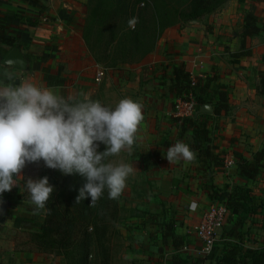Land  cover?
<instances>
[{
	"label": "crops",
	"instance_id": "0c3cea01",
	"mask_svg": "<svg viewBox=\"0 0 264 264\" xmlns=\"http://www.w3.org/2000/svg\"><path fill=\"white\" fill-rule=\"evenodd\" d=\"M84 4L85 0H0V26L7 27V37L15 39L28 62V71H18L19 79L14 83L28 80L48 87L43 78L52 75L66 78L65 85L52 87L65 97L97 96L102 84L104 92L109 93L114 90L110 89L111 83L114 88L130 92L133 100L143 104L142 112L147 110L136 139L139 151L149 156L150 167L154 170L153 193L171 205L168 219L175 222L174 234L179 241L184 242V233L191 236L190 241L195 240L193 230L201 214L218 203L210 198L209 186L224 190L243 185L237 163L240 160L251 163L254 154L264 149V95L260 94L258 78V73L264 72V27L261 28L264 26V0H229L219 11L196 22L165 30L155 49L140 65L108 70L100 86L91 81L93 90L87 88L84 80L85 71L93 63L81 38ZM257 13L261 14L262 23ZM248 14L257 19V27L262 31L243 38L244 18ZM243 41L250 55L236 58L234 55L240 52ZM179 66L192 75L196 84L202 86L214 77L216 84L227 91L228 110L218 116L210 115L208 120L209 137L217 148L214 152L224 159L223 167L212 173L201 171L196 158L191 162L182 160L170 164L165 157L167 149L178 140L188 145L192 140L191 131L180 134L171 120L177 98L169 91L168 78L172 69ZM94 69L95 65L91 78ZM0 71H3L1 64ZM131 80H134L132 84ZM130 86L133 91L129 90ZM193 203L195 210L190 207ZM9 229L7 224L0 226L1 264H65L60 256L16 249L14 241L7 237ZM219 233L218 244L207 256L194 258L193 254L185 255L180 249L173 250L171 245L164 248L161 242H147L141 247L133 243L128 251L124 246L123 252L129 254L118 255L114 264H170L177 254L188 261L196 260L197 264H216L222 250V231ZM246 233L243 248H264L260 231L258 236L251 230ZM256 237L257 242L254 241ZM188 243L190 245L183 247L200 250L196 240L194 244ZM160 248L165 253L158 251Z\"/></svg>",
	"mask_w": 264,
	"mask_h": 264
},
{
	"label": "trees",
	"instance_id": "16d2710c",
	"mask_svg": "<svg viewBox=\"0 0 264 264\" xmlns=\"http://www.w3.org/2000/svg\"><path fill=\"white\" fill-rule=\"evenodd\" d=\"M227 1L229 0H87L81 38L97 65L103 64L111 70L137 65L152 53L165 30L196 22L219 11ZM133 17L138 18L134 30L128 24ZM243 29V38L262 31L257 27V19L252 14L244 18ZM6 31L7 27L0 26V64L8 52L17 47L15 39L7 37ZM249 55L243 41L240 52L234 57ZM262 62L264 63V55ZM258 78L260 94L264 95V72H259ZM43 80L48 87H61L64 84V80L52 75H45ZM168 80L169 91L175 98L191 99L197 108L210 105L215 116L228 110L226 88L216 84V78L213 77L202 86L196 82L191 86L189 74L184 72L183 66H179L172 69ZM209 119L210 115H199L196 119H172L180 134L191 131L189 146L197 153L200 170L207 174L221 169L224 164L223 157L214 152L217 148L209 137ZM261 169H264V149L254 154L251 163L244 160L237 163L238 175L244 181L243 185L226 187L224 190L209 186L210 198L223 204L227 210L221 230L222 250L216 264H264V248H243L244 228L250 225L254 216L263 213L261 205L255 204L250 188L260 176ZM47 177L55 189L47 202L51 214H46L43 210L40 214H34L35 207H32L33 218L11 211L8 221L12 222L13 229L31 233L30 241L34 246L32 252L60 256L67 264H87L88 247L96 243L98 248H102V239L106 235L107 223L102 218L103 210L106 207L116 210V200L109 199L105 189L95 206H89L90 196L76 204L79 189L86 182L84 177L79 174L69 175L61 183H56V173L50 168L47 170ZM3 196L8 199V195ZM76 226L75 231L73 228ZM89 226L91 233H87ZM80 229H83L82 233L79 232ZM165 238L170 240L173 250H178L181 241L174 234L171 225L167 226ZM103 258L107 260L105 252ZM170 264H197V261H188L176 255Z\"/></svg>",
	"mask_w": 264,
	"mask_h": 264
},
{
	"label": "clouds",
	"instance_id": "9594fccd",
	"mask_svg": "<svg viewBox=\"0 0 264 264\" xmlns=\"http://www.w3.org/2000/svg\"><path fill=\"white\" fill-rule=\"evenodd\" d=\"M138 18L129 19L135 28ZM19 79L15 61L9 60L0 71V193L11 191L14 177L21 176L29 163L41 160L50 169L64 175L79 174L86 182L79 189L76 204L91 197V206L108 192L118 199L135 168L127 163L106 162L110 156L131 148L144 120L143 104L124 98L112 108L88 96L78 99L60 95L54 88ZM105 145L99 151L100 144ZM197 153L183 141H177L166 152L170 164L191 162ZM34 214L43 210L51 214L47 202L55 189L44 176L27 178ZM193 210L196 204L190 206Z\"/></svg>",
	"mask_w": 264,
	"mask_h": 264
},
{
	"label": "rangeland",
	"instance_id": "374dc122",
	"mask_svg": "<svg viewBox=\"0 0 264 264\" xmlns=\"http://www.w3.org/2000/svg\"><path fill=\"white\" fill-rule=\"evenodd\" d=\"M86 3L87 0H85L84 4L85 16L87 12ZM260 13H257L256 15L260 20L259 22L262 23V18L259 17V15H261ZM263 27L264 26H262L261 28ZM89 55L90 62L93 63L91 64V67L89 64L88 69L85 71L84 80L88 83L87 88L93 90V86H91V73L93 66L97 65V63L94 62V59L92 58L90 53ZM140 64H137L136 66ZM102 66L105 67L103 64ZM61 79L64 80L63 85H65L66 78L63 77ZM113 80L115 79L113 78ZM126 82H128V80H126ZM129 82L130 84H132L134 80H131ZM103 86L104 84L99 87V90H101L100 93H98L99 95H90L89 97L92 100H99L102 104L110 106L112 108H115V106L119 103L121 99L132 98V94L130 92L123 91L118 87L114 88L112 83L110 89L114 90L109 93L104 92L105 90L102 89ZM117 90L121 91H119L118 93ZM129 90L133 91L134 88L130 86ZM76 98L82 100V94L80 96H77ZM146 113L147 110H145L143 114L145 115ZM98 150L101 152L104 151L105 145L101 143ZM148 157L149 156H146L145 154L139 151L136 139L135 143L131 146V148H125L118 155L110 156L107 158L106 162H112L114 164H119L123 162L130 164L135 168V171L127 179L126 188L122 192L121 196L116 199V210L108 209V207L103 210L104 215H102V218H104L105 222L107 223L106 235L102 239V248H98L96 246V243L92 245L90 244V246L88 247L89 255L87 257V264H114L115 259L118 257V255L128 251L129 248L133 245V243H138L140 247L147 242H153L154 244L156 242H161L164 248H167V246L171 245L170 240L165 238V236L167 233V226L171 225L173 227V223H175L171 219H168V215L171 212L172 207L171 205L168 206V201V203L165 201H161L157 198V195L153 193V191L155 190V185L153 184L152 179L154 170L152 169L153 167H150V165L152 166V164L150 163ZM47 170L48 167H46L44 165V162L41 160L39 163L26 164V166L22 169L21 176L14 177L16 181L15 186L12 188L11 191H6L2 193L8 195L7 200L10 203V210L8 214L13 211L15 214H19L23 217L33 218L34 214L32 213L31 208L35 207V205L31 202L30 193L28 192L26 187V179L29 177L32 179H38L47 176ZM52 170L54 173H56V183H61L64 177L69 176L62 174L59 170ZM263 179L264 169H261L260 176L250 187L254 196V202L256 205H261V207L263 208V213L258 216H254L250 220V225L248 224L249 226H247L244 230L245 234H248L246 232H249V230H251L253 233L255 232L254 236H258V232L260 231L262 237H264V182L262 181ZM161 215L163 217H160ZM5 224L10 227L7 237H9L10 240L14 241L16 249L29 252H32L34 250V246L31 244L30 241V232L14 230L11 221H7ZM76 228L77 226L73 229H75L76 231ZM12 229L14 231H12ZM79 232L82 233L83 229H80ZM91 232L92 230L89 226L87 228V233ZM184 237V242H181V244L179 245L180 247L178 246V250L180 249V251L184 245L186 246L189 244L188 242L194 244L195 241L193 240V238L190 241L189 238H191V236H189L187 233H184ZM254 241L257 242L258 237H256ZM124 246H126L125 252H123ZM160 250L162 254L163 252L165 253L163 248H160L158 251ZM103 252L107 254V260H104ZM181 252H183L185 255L189 253H185L183 250ZM127 253L128 252H126V254ZM177 256L180 257V254H177ZM65 264H67V262H65Z\"/></svg>",
	"mask_w": 264,
	"mask_h": 264
},
{
	"label": "built area",
	"instance_id": "2783aa9c",
	"mask_svg": "<svg viewBox=\"0 0 264 264\" xmlns=\"http://www.w3.org/2000/svg\"><path fill=\"white\" fill-rule=\"evenodd\" d=\"M108 69L101 65H95L93 74V84L100 86L106 79ZM190 76L191 86L195 85V79ZM197 106L189 99H177L173 106L174 118L178 120L193 118ZM227 214L226 207L223 204L215 203L210 205L200 217L198 225L193 230V236L200 244V250L196 248L189 250L187 247H183L181 250L189 252L194 258L207 256L211 253L215 244L219 240V232L222 230L224 224V218Z\"/></svg>",
	"mask_w": 264,
	"mask_h": 264
},
{
	"label": "water",
	"instance_id": "95a60500",
	"mask_svg": "<svg viewBox=\"0 0 264 264\" xmlns=\"http://www.w3.org/2000/svg\"><path fill=\"white\" fill-rule=\"evenodd\" d=\"M15 61V70L25 73L28 71V62L18 47H14L2 60L1 66L5 65L7 61ZM214 112L210 105H203L197 108L193 119L199 115H213ZM10 210L9 201L0 193V226H3L8 221V212Z\"/></svg>",
	"mask_w": 264,
	"mask_h": 264
}]
</instances>
